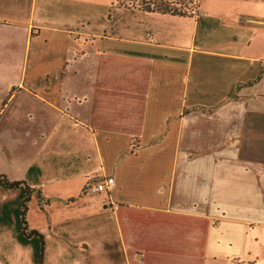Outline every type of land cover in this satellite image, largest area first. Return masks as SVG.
Wrapping results in <instances>:
<instances>
[{"label":"crops","instance_id":"crops-1","mask_svg":"<svg viewBox=\"0 0 264 264\" xmlns=\"http://www.w3.org/2000/svg\"><path fill=\"white\" fill-rule=\"evenodd\" d=\"M117 2L0 0V264H264V0Z\"/></svg>","mask_w":264,"mask_h":264},{"label":"trees","instance_id":"trees-1","mask_svg":"<svg viewBox=\"0 0 264 264\" xmlns=\"http://www.w3.org/2000/svg\"><path fill=\"white\" fill-rule=\"evenodd\" d=\"M152 2L156 1V0H150ZM159 6L162 8V5H164V3H167L169 0H159ZM160 7H158L157 9L159 10H164V11H171V9H161ZM172 11H176V9L172 10ZM3 180V182L9 186V187H17V186H20V185H23V182H20V181H14V182H11L9 181L6 177H2L1 178ZM25 185V184H24ZM25 189L27 190V195L23 201V204H22V211H21V220H22V223H23V230L25 231V233L27 235H38L40 238H41V242H42V251L44 250V242H43V238H42V235L37 232V231H34V232H27V219H26V215H27V209H28V206H27V202L29 200V190L31 188H29L28 186H25ZM40 264H42V258L40 259Z\"/></svg>","mask_w":264,"mask_h":264},{"label":"built area","instance_id":"built-area-1","mask_svg":"<svg viewBox=\"0 0 264 264\" xmlns=\"http://www.w3.org/2000/svg\"><path fill=\"white\" fill-rule=\"evenodd\" d=\"M154 6V5H153ZM264 82V76H263ZM115 185V179L112 176L97 178L87 184L86 192L101 193L108 192Z\"/></svg>","mask_w":264,"mask_h":264},{"label":"rangeland","instance_id":"rangeland-1","mask_svg":"<svg viewBox=\"0 0 264 264\" xmlns=\"http://www.w3.org/2000/svg\"><path fill=\"white\" fill-rule=\"evenodd\" d=\"M136 1H138V0H136ZM140 1H142V2H144V0H140ZM146 1V0H145ZM148 1H150V0H148ZM135 2V0H118V5H126V4H133ZM151 3H154L155 4V8H158V7H160L158 4H159V0H156V1H154V2H152V1H150ZM144 7V6H143ZM161 8V7H160ZM166 8H168V9H171V10H173V9H175L174 8V5H172L169 1L167 2V3H164V5H162V8L161 9H166Z\"/></svg>","mask_w":264,"mask_h":264}]
</instances>
